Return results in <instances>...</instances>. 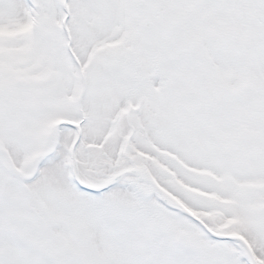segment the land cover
Instances as JSON below:
<instances>
[{
	"label": "snow or ice",
	"instance_id": "obj_1",
	"mask_svg": "<svg viewBox=\"0 0 264 264\" xmlns=\"http://www.w3.org/2000/svg\"><path fill=\"white\" fill-rule=\"evenodd\" d=\"M0 264H264V0H0Z\"/></svg>",
	"mask_w": 264,
	"mask_h": 264
}]
</instances>
